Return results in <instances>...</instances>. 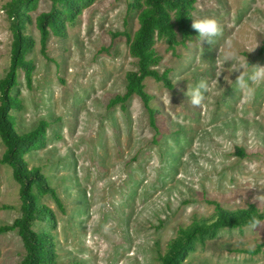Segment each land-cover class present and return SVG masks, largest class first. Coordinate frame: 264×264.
<instances>
[{
    "label": "rangeland",
    "instance_id": "1",
    "mask_svg": "<svg viewBox=\"0 0 264 264\" xmlns=\"http://www.w3.org/2000/svg\"><path fill=\"white\" fill-rule=\"evenodd\" d=\"M0 0V79L9 67L12 32ZM129 0H97L68 26L66 39L51 35L48 57L41 52L40 33L28 26L36 45L32 87L19 74L23 110L12 111L20 134L48 120L47 145L26 156L39 167L62 202L42 198L55 222H36L50 232L61 264H158L180 227L210 218L212 201L236 210H264V83L250 97L234 85L238 72L224 70V59L238 55L264 65V0H197L194 19L213 17L221 33L213 44L200 41L168 50L159 41L158 67L170 70L173 88L154 79L146 91L157 108L156 125L143 101L133 96L109 107L126 91L125 75L136 70L127 37L111 33L138 27ZM40 0L33 20L51 8ZM226 62V69L231 65ZM212 82L206 100L193 105L188 84ZM245 150V156L236 153ZM5 147L0 139V158ZM19 184L12 168L0 163V225L21 216ZM109 227L104 229V225ZM257 254L243 250H255ZM25 249L17 231L0 236V264H21ZM186 264H264V221L254 228L225 229L199 244Z\"/></svg>",
    "mask_w": 264,
    "mask_h": 264
},
{
    "label": "trees",
    "instance_id": "2",
    "mask_svg": "<svg viewBox=\"0 0 264 264\" xmlns=\"http://www.w3.org/2000/svg\"><path fill=\"white\" fill-rule=\"evenodd\" d=\"M49 1L51 8L38 14L35 20L32 12L37 9L40 0H10L3 8L10 21L13 38L9 67L5 77L0 79V139L5 147L0 163L12 168L13 178L19 184L21 216L11 224L0 225V236L5 232L17 231L25 249L21 264H61L53 235L46 230L37 231L34 225L36 222H55L54 212L42 202L43 197L51 196L61 208L62 202L41 168L30 167L26 160L28 154L47 145V131L51 122L42 119L33 130L20 134L11 115L12 111L21 112L24 108L19 87L20 72H24L29 87L33 82L35 65L28 56L36 42L27 29L35 24L40 33V52L48 57L50 36L66 39L68 26L75 24L83 11L97 0ZM196 3L197 0H129L128 11L137 13L138 29L134 33L118 31L111 35L114 38L127 37L129 54L136 60L137 69L126 73V91L113 97L109 107L121 105L124 109L130 98L140 97L149 111L151 126L158 132V110L151 105L154 97L146 91L145 81L154 79L169 89L173 88L170 70L161 73L158 69L162 57L156 51V44L163 41L168 50L175 53L179 46L187 47L198 41L197 32L192 28ZM260 51L264 53V45ZM236 153L245 156L243 148H237ZM211 203L215 205V214L196 220L190 226L180 227L166 252L160 255L158 264H186L187 258L199 244L215 239L221 231L246 228L252 215L258 214L261 222L264 221V210L254 205L230 210L218 202ZM261 248L259 245L255 250L243 252L257 254Z\"/></svg>",
    "mask_w": 264,
    "mask_h": 264
},
{
    "label": "clouds",
    "instance_id": "3",
    "mask_svg": "<svg viewBox=\"0 0 264 264\" xmlns=\"http://www.w3.org/2000/svg\"><path fill=\"white\" fill-rule=\"evenodd\" d=\"M192 28L196 30L197 37L196 39L200 41H207L208 43L213 44L214 38L221 33V25L217 19L213 17H204L201 19H194ZM231 61V65L226 69V62ZM249 63V62H248ZM248 63L242 60L238 55L234 53L228 54L224 59V70L219 72V77L221 73L225 70L230 69L231 74L238 72L239 74L234 81V85L228 81L236 92L243 93L245 96L250 97L253 94V86L264 83V65H252L249 68ZM213 87L212 82L206 79H198L194 84H188L186 90V96L188 100L193 105H201L207 98L208 93ZM261 223L260 216L252 215L248 220L246 227L254 228L256 225ZM108 225H104V229H108Z\"/></svg>",
    "mask_w": 264,
    "mask_h": 264
}]
</instances>
